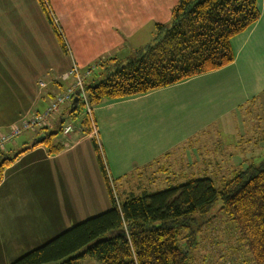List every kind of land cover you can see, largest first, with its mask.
<instances>
[{"label":"crops","instance_id":"0c3cea01","mask_svg":"<svg viewBox=\"0 0 264 264\" xmlns=\"http://www.w3.org/2000/svg\"><path fill=\"white\" fill-rule=\"evenodd\" d=\"M8 1L6 4H0V7L4 6L7 11L12 7L19 13L18 17L22 14L25 17L24 21L9 19L7 26L6 23H0L6 30L8 50L14 51L15 45L22 44L23 50L28 46V57L25 58L28 61L33 55L32 52H36L33 45L34 49H31L30 43L21 42L22 34L17 33L15 38L14 32L22 25L21 21L27 20L25 15L30 13L31 17L35 18L33 21L37 19L42 25V31H46V38H50L49 40L45 38H41L42 41L38 40L40 43V50H38L41 51L40 58L42 60L45 58L48 61L56 59L58 68L63 73L73 66L82 72H87L95 66L87 84L99 83L107 76L106 68L96 66L101 62H106L105 65L107 64L106 66L109 68L115 66L116 63H123L130 59L131 55L136 57L138 50L142 49H138V47L143 46L145 41L148 43L149 36L153 34L150 32L151 30L156 29L158 24L169 25L171 23L172 12L179 2V0H46L55 27L62 31L61 34L64 33L66 45V50H64L61 44H59L60 46L57 44L56 39L51 38L52 25L47 22L48 18L43 8L41 12L39 1L38 5H35L34 0ZM259 6L261 9L259 21L232 40L235 54V61L232 64L146 95L130 97L126 100H107L99 106L93 107V121L97 135L92 129V132L86 134L85 138L94 137L97 140L109 176L114 182L120 183L129 179L140 169L172 155L179 149H183L185 153L187 150L191 151L189 149L191 142L209 130H216L220 134L221 144L219 146L222 149L225 146L228 150L233 147L225 145V137L235 135L237 139L242 138L241 142L243 141V136L241 133L239 134L240 122L241 120L245 121L242 111H245V115L248 117L251 109L250 103L256 96H261L259 90L261 85V92L264 91V0H259ZM9 13L11 14V12ZM26 25L28 30H33L36 27L34 23ZM26 43L27 45H25ZM6 59L9 61L8 58ZM59 77H50L51 80L48 81L50 84L44 89L45 94L39 99L35 112H40L39 108L42 103L48 106L55 95L68 86L59 81ZM54 79L57 80L54 81ZM176 89H178L175 91L176 94L170 93L169 99L174 104L171 107L174 106L180 111L177 117L181 119L182 123H179L178 129H175L177 123L167 132L161 122L155 121V126H151L147 116L146 123L143 122L138 130L140 153L122 155L121 143L115 134L119 127L120 113L125 104H132L137 100L138 102L144 101V99L149 100L146 102L147 106L151 105L149 102L157 104V99L154 100L153 97L164 98L165 91ZM159 101L163 100L159 99ZM73 102L58 112L47 127L50 131L38 129L28 132L7 145L5 153L9 155L13 153L11 156H16L17 159L6 169L4 180L0 184V264L14 263L25 254L44 246L49 240L59 236L67 227H72L78 222L109 209L106 199L109 196L107 185L105 186L107 197L103 192L100 202H91V205H95L97 208L92 216L89 215L92 211H88L87 216L81 217L82 214L79 216V212L83 211L79 204L76 205L78 210L76 216L73 207L67 206L57 197L68 185L65 178L75 176L85 181L86 177L80 171L83 170L84 173L87 172L90 175L89 170H91H87L81 165L79 161L81 156L78 155L79 144L86 139L78 140L77 144L74 143L70 146L63 144L64 150L56 155H51L49 149L44 144H40L41 139L53 130V125L58 128L59 125L66 122L69 117L66 115L72 111ZM201 104L204 105L205 112L198 111ZM164 113L166 116L175 115L174 112L169 111ZM245 123L248 126L252 125V121H245ZM169 124L171 125V123ZM81 133L83 134L82 131ZM26 134L32 135L34 142L32 145L25 142L24 147L20 146V138ZM99 137L101 144L98 140ZM69 139L71 140L72 137ZM53 143L54 145L58 144L55 138ZM92 144L96 153L94 142ZM89 150L91 151L90 146ZM194 151L193 148L192 152L194 153ZM188 157L187 160H189ZM246 162L249 164V161L246 160ZM98 166L102 173L99 162ZM240 167L243 166L240 165ZM112 173H120V176L114 179ZM92 181L93 185L98 179ZM70 186L74 188L77 197L84 196L78 182ZM93 188L99 191L96 186ZM49 189L51 194H54L51 198L48 197ZM95 190H91L94 198ZM41 194H46V198L44 199ZM36 208L39 213L41 209V214L49 218L47 223L43 224L45 228L42 229V233L39 234L35 229L38 220L33 215ZM58 218L65 221L63 226L58 225Z\"/></svg>","mask_w":264,"mask_h":264},{"label":"trees","instance_id":"16d2710c","mask_svg":"<svg viewBox=\"0 0 264 264\" xmlns=\"http://www.w3.org/2000/svg\"><path fill=\"white\" fill-rule=\"evenodd\" d=\"M38 1L66 50L45 0ZM260 18L259 0H179L171 23L156 26L153 44L139 49L125 65L116 63L108 68L102 64L107 76L99 83L86 84L91 106L146 95L232 64V40ZM84 110L80 102L66 117L78 118ZM64 124L40 141L51 155L64 150L63 144L53 143L54 136L63 134ZM81 128L84 134L92 132L88 116L81 121ZM93 142L111 208L12 264H79V259L87 258L98 264H193L196 261L191 252L197 250L200 232L194 227L218 203L221 208L216 216L235 224L237 242L251 264H264V160L259 165L237 168L231 177L217 182L205 177L180 184L169 177L166 190L118 196L113 186L117 181L109 176L97 140ZM4 150H0V184L6 169L17 159ZM162 172L170 174L168 170Z\"/></svg>","mask_w":264,"mask_h":264},{"label":"rangeland","instance_id":"374dc122","mask_svg":"<svg viewBox=\"0 0 264 264\" xmlns=\"http://www.w3.org/2000/svg\"><path fill=\"white\" fill-rule=\"evenodd\" d=\"M7 2L9 1L0 0V4H6ZM34 2L35 5L39 4L38 0H34ZM45 2L47 6L48 3L46 0ZM0 10H2V12H0V23H6V26L9 19H21L23 21L25 19L23 14L18 17L19 13L12 7L7 11V9H4V6H2L0 7ZM9 12H11V14ZM27 14L28 15H25L27 20L25 22L21 21L22 25H20L18 29L14 30V32L15 38L17 37V33H20L23 35H21L22 37L20 38L21 42L27 41L30 43L31 49H34L35 47L36 52H32L33 55L30 57V61L25 60V58L28 57V46L23 50L22 44V46L15 45L14 51H11L10 49L8 50L6 30L0 25V150L5 149L4 152H6L7 146L3 148L2 145H4L6 136L11 133L12 128L18 125L20 121L26 119V117L30 114L38 113L35 112L36 105L40 101L39 99L42 98L43 94H45L44 89L40 87V83L44 82L48 85L50 84V82H48L51 80L50 77H59L63 73L61 70H59L56 59L48 61L45 60V58H43V60L40 58L41 56L39 54H41V51H39L40 43L38 40H41V38L47 39V34L46 31H42V25L38 22V20L36 19L37 21H33L35 18H32L30 13ZM47 22L50 23L48 19ZM27 23H34L36 27H34L33 30H28V26L26 25ZM58 31L60 33L62 32L60 30ZM150 32L153 34L149 36V39L147 40L148 43L145 41V43L142 44L143 46L138 47V49L154 43L156 29L154 28ZM50 35L51 38L53 37L56 39V42L59 45L60 41L55 34L53 27ZM61 37L65 43L64 33L61 34ZM25 45H27V43ZM32 45L34 47H32ZM134 56L131 55L130 59L125 60L122 64L125 65L131 59L135 58ZM6 58H8L9 61ZM105 63L106 62H101L100 65L98 64L96 66L99 68ZM73 68L74 66L67 72H70ZM56 80L57 79H54V81ZM261 86L259 87L261 96H256L255 99L250 103L251 109L249 110V116L246 117L245 111H242V117L244 116L243 119L246 122L252 121V125L249 126L246 125L245 121L243 120L240 122L239 134L241 133L243 136L242 142V138L237 139V136L235 135L225 137V145H232L233 147L229 148L228 150L225 146L224 149H222L219 146L221 144L220 134L217 133L216 130L206 131L202 133L198 139L196 138L195 141L191 142V147H189L191 151L187 150L188 152L186 151L185 153L183 149H179L173 152L169 157L160 159L152 165L140 169L138 173H135L129 177V179L120 183L116 182V184L113 185L116 194L120 196L122 194L124 195L126 193L134 192L135 194L139 195L145 191L154 193L157 191L166 190L169 188L168 185H170V182L168 181L169 177L175 178L176 181L171 179L172 182L180 184L185 183L193 178L202 179L205 177L216 180L217 182L224 177H231L232 172L237 170V168H240V165L243 166V169H245L248 166V162H246V160L249 161V164H261V162L264 160V91L261 92ZM177 90L178 89L165 91L166 94L164 98L153 97L154 100L157 99L158 103L152 104L149 102L151 104L150 106H147L148 103L146 102L149 100L146 99L140 102L137 100L132 104H125L121 110L118 120L119 127L117 128L115 134L116 138L121 143L120 150L122 155H136L140 153L141 150L138 148L140 133L138 130L143 122L146 123L147 116L150 120L149 125L151 126H155V121L161 122L166 128L165 131L167 132L168 130H171L172 126L177 123L175 129H178L179 123H182L181 119L177 117L180 111L174 106L171 107L174 104L171 103L172 100L169 99V94H176L175 91ZM159 99H162L163 101L160 102ZM164 101L166 102L164 103ZM143 103H145V105H142ZM46 109L47 105H43L42 103V106L39 108L40 112L44 113ZM143 111L147 112L144 113ZM166 111L174 112L175 115L166 116L164 113ZM198 111L205 112L204 105L200 106ZM85 113L86 110H84V112H82L78 118L67 117L65 124H73L76 130L70 135V137H72L71 140L69 139L70 137H64L62 133L54 136L53 138H55L56 143L68 144L70 146L71 144L76 143L78 140L86 139L85 137L87 135L81 133V121L84 119V116H86ZM143 117L144 119H142ZM169 123H171V125ZM55 130L58 131V128L53 125L52 132L55 133ZM32 137L33 136L30 134L24 135L22 138H20V146H22L25 142H27L28 145H32L34 142ZM94 139V137H91L90 139H86L87 142H81L79 144L80 149L78 150V155L81 156L79 157V161L81 162V165L84 166V168L87 170L91 169L89 170L90 175H88L87 172L84 173L82 170L80 172L85 175V181H83L84 179L82 180L75 176H71L68 179L65 178L66 183L68 182V185L66 189L61 191V195H57L59 201L64 202L67 204V206L73 207L76 216L78 215V210L76 207L77 204L83 208V211L79 212V216H81V214V217L87 216L86 214L88 211H92V213H89V215L92 216L94 215V210L97 208L95 205L92 206L91 202H100L104 193L105 197H107V190L105 187L106 184L105 181H103V174L99 169L97 156L93 149L92 143ZM98 140L100 142V137ZM24 146L25 145H23V147ZM89 146L92 152L89 150ZM193 148L195 149L194 153L192 152ZM11 155H13V153ZM187 157L189 160H187ZM165 170H168L170 174H163L162 171ZM112 174L114 179H117L118 176H120V173ZM96 178L98 181H95V184L92 185V180ZM77 182L79 187H81V192L84 193V196L79 195V197H77L74 188L70 186ZM220 185L221 184L219 183L216 184L218 188ZM94 186H96L101 192L95 190L93 188ZM91 190H95V198L93 196V191ZM41 195L44 199L46 198V194ZM53 196L54 194L52 195L49 189L48 197L51 198ZM108 197L106 198L109 205L108 208H111V202ZM220 208L221 205L218 203L211 209L205 220H200V223L194 227L195 230L198 229L200 232L197 235L196 240L197 250H195L194 253L191 252L193 259L196 261L193 262V264H251L249 256L246 255V252L241 249L239 243L237 242L238 235L235 236V224L228 223L226 219L216 216L218 215ZM33 215L35 219L38 220L35 229L37 230L38 234L42 233V229L45 228L43 224L47 223L46 221L49 218L41 214V209L39 213L37 208L35 211H33ZM214 216L216 217L214 218ZM64 222V220L61 221L58 218L59 226H63ZM27 224L29 225V223ZM72 227H67V229L62 231V233ZM80 254H82V252L77 253L75 256H79ZM78 263L98 264V262L90 258L79 259Z\"/></svg>","mask_w":264,"mask_h":264},{"label":"built area","instance_id":"2783aa9c","mask_svg":"<svg viewBox=\"0 0 264 264\" xmlns=\"http://www.w3.org/2000/svg\"><path fill=\"white\" fill-rule=\"evenodd\" d=\"M94 70L95 67L91 68L87 72H82L77 67H74L70 72L62 74L59 77V81L68 86L59 94L55 95V97L48 104L44 113L38 112L30 114L26 117V119L20 121L18 125L14 126L11 133L6 136L2 147L5 148L9 143L13 142L15 138L25 133L47 128L58 112L69 103H72L76 98L79 99V103L82 102L84 104V108L86 110L85 114L90 118L93 124V132L97 135L93 121V107L91 106L86 93L87 80L90 78ZM40 87L45 89L47 84L41 82ZM75 130L76 128L73 124H66L63 127V135L65 137H69Z\"/></svg>","mask_w":264,"mask_h":264},{"label":"water","instance_id":"95a60500","mask_svg":"<svg viewBox=\"0 0 264 264\" xmlns=\"http://www.w3.org/2000/svg\"><path fill=\"white\" fill-rule=\"evenodd\" d=\"M72 106H73L72 111H75L78 108V106H79V99L78 98L74 99Z\"/></svg>","mask_w":264,"mask_h":264}]
</instances>
